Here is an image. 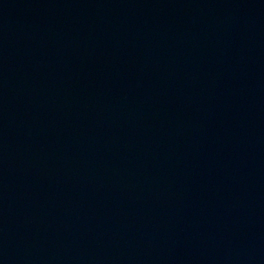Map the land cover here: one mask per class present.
I'll return each mask as SVG.
<instances>
[{
	"label": "water",
	"instance_id": "1",
	"mask_svg": "<svg viewBox=\"0 0 264 264\" xmlns=\"http://www.w3.org/2000/svg\"><path fill=\"white\" fill-rule=\"evenodd\" d=\"M0 264H264V0H0Z\"/></svg>",
	"mask_w": 264,
	"mask_h": 264
}]
</instances>
